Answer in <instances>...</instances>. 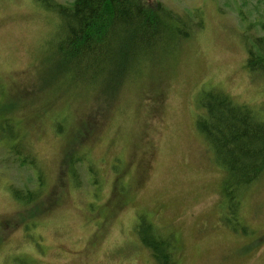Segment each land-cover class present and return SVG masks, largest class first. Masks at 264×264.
<instances>
[{
  "label": "rangeland",
  "instance_id": "rangeland-1",
  "mask_svg": "<svg viewBox=\"0 0 264 264\" xmlns=\"http://www.w3.org/2000/svg\"><path fill=\"white\" fill-rule=\"evenodd\" d=\"M147 1L201 8L204 28L134 72L115 100L91 93L86 102L73 89L54 99L39 91L48 89L58 14L42 0H0V122L21 130L0 138V264H156L137 232L141 215L175 234L180 264H264V174L238 196V228L225 224L227 173L196 127L208 88L263 111L264 79L247 70L246 45L261 33L249 24L264 20V0ZM13 144L39 170L13 164ZM71 155L86 156L75 166L78 184ZM29 175L43 180L36 204L11 190L33 186Z\"/></svg>",
  "mask_w": 264,
  "mask_h": 264
},
{
  "label": "trees",
  "instance_id": "trees-1",
  "mask_svg": "<svg viewBox=\"0 0 264 264\" xmlns=\"http://www.w3.org/2000/svg\"><path fill=\"white\" fill-rule=\"evenodd\" d=\"M59 18V30L47 62L45 84L51 99L73 89L87 99L91 93L115 100L129 77H133L158 58L171 54L176 45L192 38L204 28L201 8L179 13L161 1L147 0H71L66 3L42 0ZM239 15L243 16L240 12ZM260 25L261 33L249 37L246 45V68L264 79V20L251 22L249 29ZM74 87H77L74 89ZM83 91V92H82ZM71 92V91H70ZM1 93V91H0ZM38 94V93H37ZM52 104V103H50ZM22 105V104H21ZM14 102L8 110H16ZM5 106H0L2 110ZM196 127L206 138L214 162L225 168L223 185L225 224L238 228L239 194L264 174V109L239 103L219 88L203 90L197 99ZM63 115L55 117L56 128L64 132ZM11 121V122H10ZM0 122V138L19 137L13 119ZM11 127L12 130L3 133ZM85 134L81 141H87ZM9 160L28 170L38 169L32 153L17 144L9 146ZM84 155L68 158L71 178L78 184L75 166ZM90 171L93 169L89 166ZM41 175L28 176V184L11 186L14 197L27 203L38 202L43 187ZM93 179V178H92ZM93 184H96L93 179ZM223 206V207H224ZM137 232L141 244L149 250L156 264H180L179 242L146 215H141ZM225 218V219H224ZM237 231V230H234Z\"/></svg>",
  "mask_w": 264,
  "mask_h": 264
}]
</instances>
